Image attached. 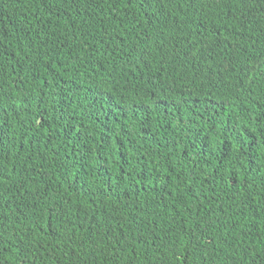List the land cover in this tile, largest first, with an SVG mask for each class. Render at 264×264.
Returning <instances> with one entry per match:
<instances>
[{"label": "trees", "instance_id": "trees-1", "mask_svg": "<svg viewBox=\"0 0 264 264\" xmlns=\"http://www.w3.org/2000/svg\"><path fill=\"white\" fill-rule=\"evenodd\" d=\"M0 264H264V0H0Z\"/></svg>", "mask_w": 264, "mask_h": 264}, {"label": "bare ground", "instance_id": "bare-ground-1", "mask_svg": "<svg viewBox=\"0 0 264 264\" xmlns=\"http://www.w3.org/2000/svg\"><path fill=\"white\" fill-rule=\"evenodd\" d=\"M218 9V8H217ZM213 14V13H212ZM207 17V16H206ZM209 18V17H208ZM200 19V18H199ZM206 19V18H205ZM213 19V18H212ZM225 19V18H224ZM218 21V20H217ZM222 22V21H221ZM197 23V22H196ZM201 23V22H200ZM201 25V24H200ZM198 27V26H197ZM195 29V28H194ZM234 29V28H233ZM236 29V28H235ZM199 30V29H198ZM217 31V30H216ZM236 31V30H235ZM238 32H239V30H238ZM227 33V32H226ZM207 35V34H206ZM214 39V38H213ZM148 40H150V39H148ZM147 41V40H146ZM201 41V40H200ZM207 41V40H206ZM161 42V41H160ZM154 43V42H153ZM162 43V42H161ZM197 44V43H196ZM200 44V43H199ZM240 44V43H239ZM151 45V44H150ZM143 46V45H142ZM148 46V45H147ZM164 46V45H163ZM200 46V45H199ZM145 48V47H144ZM239 48V47H238ZM149 49V48H148ZM234 50V49H233ZM149 51V50H148ZM226 51V50H225ZM155 52V51H154ZM153 52V53H154ZM156 53H158V52H156ZM147 55V54H146ZM149 55H150V53H149ZM148 55V56H149ZM152 55V54H151ZM154 55V54H153ZM152 55V56H153ZM159 55V54H158ZM221 55V54H220ZM235 55V54H234ZM160 56V55H159ZM222 56H223V54H222ZM161 58V57H160ZM235 58V57H234ZM217 59H219V58H217ZM203 60V59H202ZM149 61V60H148ZM225 61V60H224ZM205 62V61H204ZM231 62V61H230ZM152 63V62H151ZM159 64V63H158ZM145 66V65H144ZM147 66V65H146ZM157 66V65H156ZM203 66V65H202ZM222 66H224V65H222ZM152 67V66H151ZM217 68V67H216ZM148 69V68H147ZM219 69V68H218ZM224 70H225V68H224ZM201 74H202V72H201ZM199 78H200V76H199ZM203 83H204V81H203ZM156 84V83H155ZM152 85V84H151ZM200 85V84H199ZM242 101V100H241ZM242 104V103H241ZM244 107V106H243ZM241 108V107H240ZM242 111H244V110H242Z\"/></svg>", "mask_w": 264, "mask_h": 264}]
</instances>
